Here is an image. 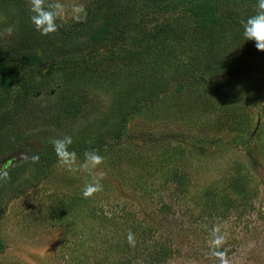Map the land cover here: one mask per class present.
<instances>
[{
  "label": "rangeland",
  "instance_id": "rangeland-1",
  "mask_svg": "<svg viewBox=\"0 0 264 264\" xmlns=\"http://www.w3.org/2000/svg\"><path fill=\"white\" fill-rule=\"evenodd\" d=\"M51 1L63 5L62 21L74 20L76 6L82 8L83 16L92 2ZM253 9L221 8L224 23L213 31L200 29L185 9L148 14L124 31L117 30L114 39L101 46L91 45L89 38L97 30L99 21H95L75 41L81 50L92 46L88 53L57 63L61 66L19 76L17 91L21 83L34 86L45 80L46 86L29 96L21 94L14 104L15 117L0 128V161L16 150L24 152L18 162L0 169L8 173L7 179L0 180V264H97L115 260L118 239L122 240L120 249H128L127 232L135 229L129 218L121 220L122 236L107 244L99 240L107 226L111 227L110 220H96L100 231L82 236L78 230L71 231V223L57 221L50 211L59 203L83 197L84 185L101 175L102 190L87 198L88 204L108 216L137 215L152 225L156 236L168 237L174 248L170 264H219L209 249L214 226L225 237L219 250L228 264H264V74L243 70L230 78L223 75L228 65L251 64L240 59L241 46L238 51V46L230 45L229 17L244 18ZM24 21L30 23L28 3L12 1L1 8L0 43L24 31L20 29ZM183 69L203 81L189 80L187 85L177 76ZM179 83L187 85L184 91L177 92ZM161 85L165 88L152 104L142 103L128 117L120 144L99 154L103 163L96 168L83 170L84 156L76 154L70 169L55 159L40 178L33 164L23 162L28 149L39 150L53 138L105 137L121 119L115 117L118 106L138 96L153 97ZM84 93L87 103L77 116H59L63 95L77 98ZM203 106L207 108L203 110ZM164 159L190 176L193 188L188 197L195 199L189 203L183 197L175 203L176 213L167 216L157 213L159 199H166L172 187L162 185L155 174ZM241 163L251 173L249 189L253 187L256 193L255 208L244 221L234 211L221 222L212 221L208 210H218L223 199L208 197L213 204L195 206L204 185L217 180L231 183L230 177L237 173L234 166ZM86 209V203L76 200L72 214L81 215ZM137 229L131 231L134 237ZM134 247L129 249L130 264H140Z\"/></svg>",
  "mask_w": 264,
  "mask_h": 264
},
{
  "label": "trees",
  "instance_id": "trees-1",
  "mask_svg": "<svg viewBox=\"0 0 264 264\" xmlns=\"http://www.w3.org/2000/svg\"><path fill=\"white\" fill-rule=\"evenodd\" d=\"M12 1L27 5V0H0V9L8 6ZM48 3L53 2L48 0ZM255 4L256 0H92L90 9L82 16L80 22L76 20L62 21L59 19L57 21L59 25L58 30L46 36L40 35L30 23L26 24L27 22L24 21L20 28L24 31L19 32L6 42L3 41L0 43V128L15 117L17 110L14 108V104L17 103V100L19 101L18 98L21 94L29 96V94H35L38 90H42L46 86L45 80H42L34 86H26L24 83H21V88L17 91L16 82L19 76L23 72L28 71L40 72L46 66H61L62 64L57 63H60L62 60L73 61L82 54L88 53L92 46H86L84 50H81L77 47L75 41L78 36L85 35L95 21H99L97 30L94 34L89 35V38L91 37L92 40L91 45L101 46L105 45L107 41L114 39L117 30L124 31L135 20L144 15L155 13L165 14L177 11L178 9H185L196 20V25L200 29L213 31L216 25L224 23L220 17L221 8L238 6L250 10L255 7ZM242 18L229 17L230 26L232 27L229 28L232 31L230 45L238 46V51L241 46L242 53L240 54V59L248 61L251 64H233L226 66L223 74L226 78L238 75L243 70L251 73L264 74V51H258L253 42H244L241 38L239 21ZM211 34L213 32L209 33V36ZM177 76L183 82H188L187 85H189V80L196 83L203 81V78L201 79L199 76L190 74L187 69L180 70ZM186 86L179 83L177 92L184 91ZM164 88L165 86L161 85L153 97L138 96L135 100L132 99L133 101L126 100L125 103L115 109V117L121 116L120 121L116 122L115 127L105 133V137L98 136L85 140H72L73 143L69 146V151H74L76 154L84 156L83 153L85 151H96L98 154H101L106 149L114 148V146L121 142L128 117L137 112L141 108L142 103L149 102L148 104H152ZM72 95H63L64 101L60 103L59 116H63V118L75 117L87 103L85 93L78 95L77 98H73ZM125 108L126 111H124ZM205 108L207 106H203V110ZM242 126L240 125V127ZM37 154L40 157L39 161L32 163L31 156ZM55 159L57 158L51 144L46 143L39 150L28 149L24 154L23 162L33 164L37 171L40 172V178H43L46 175L45 167ZM234 167L237 173L235 176L230 177L231 183L228 182L225 185V180H221V182L217 180L205 184L204 193L195 204V206H199L200 204L203 207H206V205L208 207L209 204H213V201L208 202L206 198L217 195L222 196L223 200L219 209L210 208L208 210L212 221L221 222L231 211H234L236 218L244 221L255 208L253 199L256 197V193L253 192V187L252 190L249 189L250 181L248 178L251 173L245 164H237ZM155 172L162 185L172 186L167 198L159 199L157 213L161 216H167L168 214L174 215L176 213L174 210L175 203L182 200L183 197L189 198L188 192L190 193V189L193 188L191 178L185 175L176 164H168L167 159L159 162ZM241 178H244L246 183L240 182ZM76 200H80L88 206V210H82L81 215L79 213L76 215L72 214L76 212ZM191 200L195 199L190 197L189 203H191ZM50 211L57 221L71 223L69 227L71 231L75 232L78 230L82 236L95 235L96 231H100V228L95 223L96 220L100 222H109L110 220L111 227L109 225L107 226V229L104 231V236L101 235L99 240L100 243L105 241L107 244L115 238L122 236L120 232L122 228L120 227L121 220L129 218V221L132 223L131 225L135 226V229H131V231L138 228V232L135 235L136 243L134 254L140 259V264H170L169 259L173 256L174 248L169 238L161 234L156 236L155 233H157V230L152 225L145 223L137 215L131 217L127 213L123 215H115L112 213L108 216L101 208L98 209L96 205L88 204V201L83 197H76L70 201L59 203L51 207ZM69 216L72 219H69ZM106 235H110L111 238L108 239L109 236L106 237ZM118 241L120 242H116V244L119 245V249H115V255H117L115 260L112 262L111 259H106L97 264H130V258H133L131 257L132 249L129 250L131 247L127 242L125 247H128V249H120L122 240L118 239ZM1 248L3 247L0 244Z\"/></svg>",
  "mask_w": 264,
  "mask_h": 264
},
{
  "label": "clouds",
  "instance_id": "clouds-1",
  "mask_svg": "<svg viewBox=\"0 0 264 264\" xmlns=\"http://www.w3.org/2000/svg\"><path fill=\"white\" fill-rule=\"evenodd\" d=\"M27 3L29 21L36 32L46 36L58 30L59 25L57 21L61 18L64 11L62 4L58 2L48 3V0H27ZM82 11V8L78 6L73 7L72 18L80 22L82 20ZM240 29V35L244 42L251 41L258 51H264V0H256L252 13L241 19ZM12 32V27H9L7 33L11 35ZM49 143L58 162L70 169L76 159V153L69 151V146L73 143L72 137L66 135L63 138H53ZM83 155L84 162L80 167L85 171L94 169L103 163V157L96 151H85ZM39 159L38 154L31 156L32 163L38 162ZM7 176V171H0V180L7 179ZM100 179H102V175L99 178L93 177L90 183L84 185L81 194L85 199L91 197L95 192L102 190V185L99 182ZM211 236L212 239L209 241L211 255L219 260V264H228V261L225 259V253L219 250L226 243L225 237L219 233V228L216 226L211 229ZM126 239L130 247L135 246V237L131 231L128 232Z\"/></svg>",
  "mask_w": 264,
  "mask_h": 264
},
{
  "label": "water",
  "instance_id": "water-1",
  "mask_svg": "<svg viewBox=\"0 0 264 264\" xmlns=\"http://www.w3.org/2000/svg\"><path fill=\"white\" fill-rule=\"evenodd\" d=\"M23 153H24L23 150L19 149L6 156L4 159L0 161V169L18 162L22 158Z\"/></svg>",
  "mask_w": 264,
  "mask_h": 264
}]
</instances>
